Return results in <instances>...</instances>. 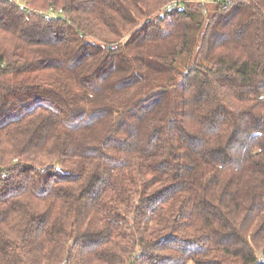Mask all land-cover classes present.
<instances>
[{
	"label": "trees",
	"instance_id": "obj_1",
	"mask_svg": "<svg viewBox=\"0 0 264 264\" xmlns=\"http://www.w3.org/2000/svg\"><path fill=\"white\" fill-rule=\"evenodd\" d=\"M171 1L0 0V264H264V0Z\"/></svg>",
	"mask_w": 264,
	"mask_h": 264
},
{
	"label": "built area",
	"instance_id": "obj_2",
	"mask_svg": "<svg viewBox=\"0 0 264 264\" xmlns=\"http://www.w3.org/2000/svg\"><path fill=\"white\" fill-rule=\"evenodd\" d=\"M10 4L15 5L20 11L26 12L27 14L33 13L34 10L29 5V0H7ZM231 0H173L165 5L160 13L163 15L164 12L172 10H183L187 5L196 4L202 6L219 5L225 9ZM39 15L46 19H55L61 17V11H56L53 8H49L46 11H39Z\"/></svg>",
	"mask_w": 264,
	"mask_h": 264
},
{
	"label": "rangeland",
	"instance_id": "obj_3",
	"mask_svg": "<svg viewBox=\"0 0 264 264\" xmlns=\"http://www.w3.org/2000/svg\"><path fill=\"white\" fill-rule=\"evenodd\" d=\"M161 11V10H160ZM160 13V12H159Z\"/></svg>",
	"mask_w": 264,
	"mask_h": 264
}]
</instances>
